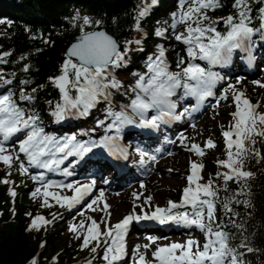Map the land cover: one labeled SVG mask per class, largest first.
I'll return each instance as SVG.
<instances>
[{"label":"snow or ice","instance_id":"1","mask_svg":"<svg viewBox=\"0 0 264 264\" xmlns=\"http://www.w3.org/2000/svg\"><path fill=\"white\" fill-rule=\"evenodd\" d=\"M157 3L158 0H152L151 4L139 8L134 31H142L141 22ZM224 7V0H177L176 10L162 22L164 26L154 29L156 37L166 40L170 35L175 42L183 45L184 54L177 53L175 70L169 63V48L158 43L155 51L144 61L145 71L133 72L134 83L127 88L117 78V71L128 66L133 45L135 50L143 51V38L121 41L104 29L103 20L76 11L69 23L78 29L79 35L65 52L59 73L48 77V82L59 93L58 100L47 102L48 114L54 123H60L69 117H87L98 105L104 104V118L96 120L95 128L82 133L88 139H78L75 134L57 136L47 132L39 110L34 107L36 93L43 90L44 85L29 91L28 86L33 81L30 78L20 79L17 96L12 87L17 73L0 67V165L7 169L0 183L14 184L7 179L13 168L20 175H29L33 168L43 169L45 171L30 177L39 185L30 195L41 200L42 208L58 205L71 211L84 206L93 213H104L97 220L80 211L78 214L85 218L69 226V231L81 240L80 250H87L90 254L85 264H95L98 259L103 264L125 262L129 256L127 236L130 228L141 221L183 227L189 230L188 238L183 242L158 244L161 238L147 236V243L132 249L131 264H246L245 254L256 251L244 243L239 247L245 252L233 247L230 243L233 234L227 226L243 227L235 223L234 217L238 214L233 211V204L251 206L250 200L240 201L237 197L244 195L243 182L255 175L245 168L248 158L255 157L257 163L264 160V154L256 147L258 143H264V112L259 111L261 102L252 103L237 88L241 78H237L236 84L229 82L217 97L215 89L226 80V76L215 69L229 67L235 55L250 66L255 62L257 40L264 46V0H231V11L226 16L213 18L210 15ZM5 23L0 19V24ZM45 43L49 41L45 40ZM11 55V51L0 52V65H7ZM19 59L26 60L27 57ZM30 68L31 65L25 63L21 71L28 73ZM252 83L264 88V82L260 80ZM121 89H124L121 94L128 97V102L117 108L113 104V92H120ZM209 98H216V107L221 100L229 98L235 106V111L230 114L232 121L221 132L225 159L216 161L219 167L225 169L215 173L216 179H222V186L216 184L212 177L204 181V163L192 161L179 201L169 200L166 206L160 207L152 204L153 197L149 195L144 198L143 204H134L131 212L112 224L111 206L105 199L104 191L100 190L98 195L90 201L88 199L93 197L96 189L95 179L86 183H65L46 177V172L72 176V171L62 167L65 161L70 157L83 159L90 153L94 154L95 150L118 160H128L135 152L139 164L144 165L149 160L155 162L157 155L140 144L122 143L124 129L135 127L160 132L174 123L191 121ZM190 100L195 103L187 102ZM190 126L195 128L196 125L193 122ZM97 129L102 131V135L94 138ZM177 139L187 151L201 158L207 155L206 150L218 146L211 137L204 141L203 147L190 143L194 138L183 133ZM165 141L176 143L167 136ZM160 151L162 149H156V152ZM229 182L240 185L241 189L221 200L220 192L229 191ZM144 187L141 183V188ZM65 190L71 194H66ZM9 195L16 197L14 188L9 189ZM142 195L133 193L136 200H140ZM218 205H222L227 223L218 216ZM144 206L152 210L144 211ZM137 207L141 208L139 213ZM27 215L32 217L31 213ZM52 217V220L43 215L32 217L27 230L38 232L62 218L56 213ZM193 229L202 233L203 242L191 235ZM45 243L42 242L40 247H45ZM39 255L32 257L28 264H39ZM52 264H58V256L52 257Z\"/></svg>","mask_w":264,"mask_h":264},{"label":"trees","instance_id":"2","mask_svg":"<svg viewBox=\"0 0 264 264\" xmlns=\"http://www.w3.org/2000/svg\"><path fill=\"white\" fill-rule=\"evenodd\" d=\"M159 2L160 6H156L152 10V14L141 22V25L145 24L144 28L149 32L148 38L143 39L145 51L133 49L129 54L128 66L119 71L120 78L118 79L124 82L125 88L134 83L133 72L140 69L144 54L153 48L152 31L155 29V22L160 15L166 13L167 9L173 8L174 1L159 0ZM151 3L152 0H0V19L6 21L5 24H0V52L11 51L12 53L8 57L9 63L0 65V67H3L7 72L15 71L17 73V78L12 86L17 96L19 95L20 79L30 78L33 81L28 86L29 91L33 87L38 88L40 85H44L43 90H38L36 93L37 100L34 107L39 110L44 125L49 129L52 127L49 125H52L50 122L53 118L48 114L50 109L47 102L58 100L59 93L48 82V77L59 73V66L64 59L68 45L79 35L78 29L69 23L76 11H79L81 15L103 20V26L107 31L123 41L130 40L135 35L133 28L139 8ZM224 3V8L210 13L213 18L226 16L231 11V0H224ZM146 22H148V26ZM45 40L49 43H45ZM170 41V57L175 59L177 53L183 52V46L174 42L172 38ZM38 49L39 51H37ZM21 56H26L27 59L20 60ZM14 61L15 63H13ZM25 63L31 65L28 73L21 71ZM123 91L124 89H121L120 92H113L116 107L128 101V97L121 94ZM257 94L258 92H255L253 97ZM100 107L98 112L93 111L90 119L85 121L76 119L71 122V128L77 129L87 124L95 125L97 120L95 117L103 116L101 112L105 106L103 104ZM262 112H264V107H262ZM262 147V154H264V146ZM246 163V170L252 171L255 175L243 182L244 195L238 196L237 199L240 201L250 200L251 206L246 207L243 203L233 204V211L238 214L234 217L235 223L243 227L238 228L228 224L227 230L233 234L230 240L233 247L245 252V249L239 246L242 243L247 244L256 250L253 254L256 257L252 262L264 264V160L257 163L256 158L250 156ZM211 167L213 173H217L215 166ZM18 175L15 173L13 176L18 177ZM215 180L218 185H223L222 179L215 177ZM8 186L10 184L0 183V264H28L32 254L38 249L41 251L39 264H52L53 256H58V264L74 260L77 250L70 246L75 243L68 239V236H64L60 229L52 233H48V231L43 233L42 230L38 232L27 230L30 217L26 213H31L35 208L30 205L28 189L24 186L19 188L23 196H16V210L12 215L9 207ZM240 189V185L229 182V191H221L220 199L224 200ZM217 214L221 221L227 223L222 205H218ZM44 234L46 243L45 247L41 248L39 242ZM59 249L62 251L56 253L55 251Z\"/></svg>","mask_w":264,"mask_h":264},{"label":"rangeland","instance_id":"3","mask_svg":"<svg viewBox=\"0 0 264 264\" xmlns=\"http://www.w3.org/2000/svg\"><path fill=\"white\" fill-rule=\"evenodd\" d=\"M142 37V33L139 34ZM203 64V63H202ZM238 77H236L237 79ZM254 80H260L261 82L264 80V76H258L256 78H252L250 80L251 82ZM253 84V83H252ZM254 89H259L262 91V89L253 84ZM264 96V93H262ZM223 104L218 108V111L216 112V115H213L212 111H215V107H211L198 121V126H195V128L191 127L188 131H196L198 133L197 137L201 140V137L203 135V131L205 132V136L202 138L201 142L205 137H215L218 142H222L221 139H223L221 132L224 130V127H221L222 123L228 124V119L231 118V113L235 111V106L229 98L226 101H222ZM216 104V103H215ZM187 133V134H188ZM210 135V136H209ZM223 143V142H222ZM218 144V143H216ZM224 145V143H223ZM258 145L264 146V143H258ZM219 146V144H218ZM216 153L214 149L208 150L207 155L204 156L202 161L205 163V165H209L211 173L207 171V169L204 170V173H206L207 179L209 177H212L211 166H215L216 164ZM195 158L194 154H188L186 151L181 150L178 154H176L169 162L164 164L163 162L158 166V168H153L150 170V174L153 175L151 178L152 180H148V185L146 189H142L138 186V184L135 186V189L133 188H127L124 193H122L119 197L114 196L112 199L114 203L117 201L119 202L118 208L114 211L116 214V218H120L121 215H124L128 211H131L134 204L138 202V200L135 199L133 196V193H142L141 199L146 198L147 196L151 195L152 197H156L158 200H162L164 197L169 196H178L177 192L175 191V188L185 179V175L189 172V162L193 161ZM164 164V165H163ZM247 163H245L246 167ZM172 169L170 172L169 169ZM215 171H225V169L218 170V168L215 166ZM213 178V177H212ZM165 181V182H164ZM104 183V182H102ZM67 194V193H66ZM129 197L130 199H123V197ZM115 209V208H114ZM92 213V212H91ZM96 217H99V212L95 214ZM65 223L67 224V227L69 229V226L71 225L68 223V218L66 219ZM98 220V219H97ZM67 229V228H66ZM70 232V231H69ZM62 247V246H61ZM255 252L248 253L245 256L246 264H256L255 262H252L255 260V255H253ZM47 264V263H46Z\"/></svg>","mask_w":264,"mask_h":264},{"label":"bare ground","instance_id":"4","mask_svg":"<svg viewBox=\"0 0 264 264\" xmlns=\"http://www.w3.org/2000/svg\"><path fill=\"white\" fill-rule=\"evenodd\" d=\"M160 6V2H158L157 3V7H159ZM123 199H127V197H124ZM118 202H116V204H117ZM118 205V204H117ZM118 208V206L115 208V210ZM33 255H34V253H33Z\"/></svg>","mask_w":264,"mask_h":264},{"label":"water","instance_id":"5","mask_svg":"<svg viewBox=\"0 0 264 264\" xmlns=\"http://www.w3.org/2000/svg\"><path fill=\"white\" fill-rule=\"evenodd\" d=\"M105 29V28H104ZM106 30V29H105Z\"/></svg>","mask_w":264,"mask_h":264}]
</instances>
